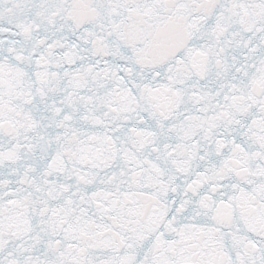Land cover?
Masks as SVG:
<instances>
[{
	"label": "snow or ice",
	"instance_id": "1",
	"mask_svg": "<svg viewBox=\"0 0 264 264\" xmlns=\"http://www.w3.org/2000/svg\"><path fill=\"white\" fill-rule=\"evenodd\" d=\"M0 264H264V0H0Z\"/></svg>",
	"mask_w": 264,
	"mask_h": 264
}]
</instances>
